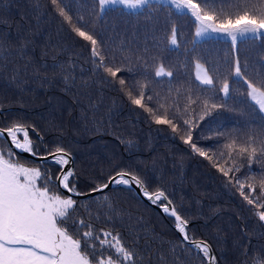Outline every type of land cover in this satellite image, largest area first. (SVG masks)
Instances as JSON below:
<instances>
[{
    "label": "trees",
    "instance_id": "1",
    "mask_svg": "<svg viewBox=\"0 0 264 264\" xmlns=\"http://www.w3.org/2000/svg\"><path fill=\"white\" fill-rule=\"evenodd\" d=\"M197 2L220 18L244 11L264 13V0ZM60 6L73 23L84 18L86 30L101 45L104 63L121 68L118 78H125L126 84L119 85L118 78L97 67L90 43L72 31L51 0H0V128L22 125L37 156L65 150L74 162L70 182L80 193L119 171L137 175L150 192L164 191L188 220L190 239L210 245L215 264H264V221L258 216L264 208L248 204L234 180L193 153L180 138L182 131L173 133L169 125L153 119L154 114L167 115L181 127L183 119L192 121L198 146L219 166L239 167L230 177L245 181L246 194L247 184L254 183L251 195L264 203L259 187L264 115L247 97L244 83L264 82V38L245 37L235 45L213 37L197 42L193 17L165 2L153 1L138 11L109 8L103 13L96 0H62ZM196 64L213 78L212 86L196 79ZM160 66L172 77H155ZM225 80L227 96L220 91ZM136 83L147 84L145 92L153 96L149 106L158 109L154 114L131 103L127 92ZM213 103L220 107L213 108ZM233 140L237 147L249 142L256 147L251 163L238 151L229 158L226 145ZM9 149L14 158L49 176L54 191L63 192L58 165L28 159L10 139L0 137V152ZM75 200L69 228L81 229L80 236L88 224L95 235L101 230L118 234L135 254L134 264H208L176 232L174 218L154 209L137 188H112ZM81 219L85 225L78 223Z\"/></svg>",
    "mask_w": 264,
    "mask_h": 264
},
{
    "label": "snow or ice",
    "instance_id": "2",
    "mask_svg": "<svg viewBox=\"0 0 264 264\" xmlns=\"http://www.w3.org/2000/svg\"><path fill=\"white\" fill-rule=\"evenodd\" d=\"M101 13L109 8H121L128 10H138L150 4V0H96ZM51 3L59 8V15L67 21L75 34L91 45V56L98 68L108 73L116 79L121 68L108 66L104 63L105 56L100 50L101 45L97 39L86 30L87 25L84 18L80 17L75 23L71 16L67 15L64 8L60 6L62 0H51ZM169 3L179 12L187 11L198 26L196 36L201 37L209 32L224 34L231 37L235 45L237 36L253 38H264V13L250 14L244 11L236 14L235 17L220 18L217 15L205 11L197 0H169ZM171 43L176 44L175 29H173ZM197 64V69H200ZM237 77L241 76V69L237 65L235 68ZM171 71H165L160 66L155 71V77H172ZM196 79L206 86L213 85V78L207 74L203 76L197 72ZM119 85L125 86L126 80L119 77ZM247 86V97L256 105L261 113H264V82L259 84L244 80ZM146 83H136L129 86L127 95L133 105L142 108L145 112L154 114L157 108L149 106L148 102L153 100L151 94H146ZM123 90V87H122ZM225 96L229 94V84L225 80L220 89ZM137 94L134 95L133 93ZM195 103V101H192ZM207 108L208 101H204ZM164 105L160 104V108ZM213 108L220 105L212 104ZM154 122L158 125L167 124L173 133L178 130L183 132L180 137L184 144L189 145L193 153L212 162L223 176L234 180L241 195L248 204L264 208V203H260L259 197H254L251 193L256 191L254 183L247 184L249 192L246 194L245 181L240 177L232 176L230 173L238 172L239 167H224L215 163L203 147L198 146L194 141L192 129L196 126L189 119H183V127L174 123L173 119L167 115H153ZM7 133L11 144L18 150L35 155L32 148V141L29 133L22 125L16 124L7 128H0V137ZM22 135L23 139L19 138ZM229 158L232 151H238L243 156L247 154L249 163L255 158L257 149L251 142L246 146L237 147L235 140L227 144ZM264 153V148L260 149ZM223 155V153H221ZM15 153L9 149L5 154L0 152V264H134V253L128 249L118 234L101 230L100 235H95L92 225H86L87 230H83L82 236L78 233L81 229L72 230L67 222L75 211L77 201L75 196L81 195L74 183H71L75 176L74 170L67 167L70 164L69 154L62 148H57L52 154L53 162L59 166L61 175L59 188L63 192L49 186L50 177L42 173L38 167H30L14 158ZM235 163V161H233ZM250 175H254L251 174ZM110 184L132 186L133 184L142 190V194L149 201H163L162 211L174 218V227L180 234L183 241L190 243L196 250L202 253L208 264H215V257L211 253L210 245L205 241H195L190 239L187 233L188 220L172 206L171 201L162 190L150 192L145 182L135 174L124 171L117 172L110 177L107 182L98 183L90 191L91 193L103 194ZM261 195L264 196V174L259 182ZM259 219L264 221V211L258 213ZM80 225H85L84 220H79ZM101 236L103 238H101ZM110 238V239H109ZM98 241L99 247H97Z\"/></svg>",
    "mask_w": 264,
    "mask_h": 264
},
{
    "label": "water",
    "instance_id": "3",
    "mask_svg": "<svg viewBox=\"0 0 264 264\" xmlns=\"http://www.w3.org/2000/svg\"><path fill=\"white\" fill-rule=\"evenodd\" d=\"M2 138H8L7 137V133H5V135L4 136H2ZM20 138V137H19ZM9 139V138H8ZM18 150V149H17ZM21 154H23L26 158H31V159H33V160H35V161H37V162H39V163H52L53 162V158L52 157H48V156H37V155H32V154H29V153H26V152H22V151H20V150H18ZM69 158H70V164L67 166V167H69V168H72L73 169V165H74V162H73V159H72V157H70L69 156ZM54 163V162H53ZM74 170V169H73ZM74 173H75V170H74ZM123 186H125V185H115V184H110L109 185V188L108 189H112V188H122ZM131 187H133V188H137V190H139V192H140V194L143 196V194H142V190L140 189V188H138L137 186H135L134 184L131 186ZM105 190H107V189H105ZM98 194H100V193H91V191H89L88 193H81V195H79V196H75L74 198L75 199H77V198H89V197H91V196H96V195H98ZM144 197V196H143ZM145 198V200L146 201H148V203L150 204V205H152V207L154 208V209H157L159 212H162L163 214H165V215H167V216H169L168 214H166V213H164L163 211H162V208L161 207H158V206H156V202H152V201H149L146 197H144ZM189 246H192L190 243H188L187 241H185ZM193 247V246H192ZM194 248V247H193ZM195 249V248H194ZM211 253H212V255L214 256V253L211 251ZM215 257V261H216V256H214Z\"/></svg>",
    "mask_w": 264,
    "mask_h": 264
},
{
    "label": "rangeland",
    "instance_id": "4",
    "mask_svg": "<svg viewBox=\"0 0 264 264\" xmlns=\"http://www.w3.org/2000/svg\"><path fill=\"white\" fill-rule=\"evenodd\" d=\"M153 1H156V2H165V3H168V4H170L169 3V0H150V3L151 2H153ZM171 5V4H170ZM126 10H128V9H126ZM139 10V9H138ZM138 10H135V11H138ZM185 12H187L186 10L185 11H183V13H185ZM194 19V18H193ZM195 20V19H194ZM196 22V21H195ZM196 24H197V22H196ZM197 26H198V24H197ZM197 26H196V29H197ZM194 35H195V41H197V42H199V40H204V39H208V38H210V37H213V38H217V39H226V40H229V41H231L232 42V40H231V37L230 36H227V35H224V34H219V33H211V32H209V33H207V34H205V35H202L201 37H197L196 36V30H195V32H194ZM248 37H251V36H248ZM247 38V37H246ZM240 39H245V37H241V36H237V40L236 41H238V40H240ZM200 69H197V64H196V66H195V70H196V76H197V72L199 71V73H200V75L201 76H203L204 74H205V71H207V70H205V68H203V66L200 64ZM208 74V73H207ZM258 107V106H257ZM263 115H264V113H262ZM196 250V249H195ZM212 251V250H211ZM215 256V255H214ZM215 263H216V261H215Z\"/></svg>",
    "mask_w": 264,
    "mask_h": 264
}]
</instances>
